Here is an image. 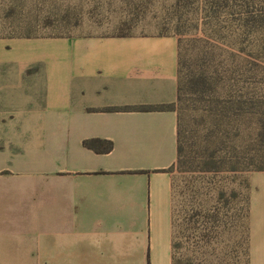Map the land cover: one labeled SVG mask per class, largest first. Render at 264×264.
<instances>
[{"label":"crops","instance_id":"0c3cea01","mask_svg":"<svg viewBox=\"0 0 264 264\" xmlns=\"http://www.w3.org/2000/svg\"><path fill=\"white\" fill-rule=\"evenodd\" d=\"M178 66L173 35L0 34V264H171L177 113L104 110L174 104ZM248 181L264 264V172Z\"/></svg>","mask_w":264,"mask_h":264},{"label":"rangeland","instance_id":"374dc122","mask_svg":"<svg viewBox=\"0 0 264 264\" xmlns=\"http://www.w3.org/2000/svg\"><path fill=\"white\" fill-rule=\"evenodd\" d=\"M263 7L264 0H0V34L16 39L173 35L179 78L203 75L211 87L203 95L197 87L185 102L174 105L188 152L194 155L215 133L211 114L216 97L234 94L246 78L244 58L253 74L252 61L264 51L263 34L242 23ZM260 61L264 63V55ZM242 231L234 258L225 257L223 264H246Z\"/></svg>","mask_w":264,"mask_h":264},{"label":"trees","instance_id":"16d2710c","mask_svg":"<svg viewBox=\"0 0 264 264\" xmlns=\"http://www.w3.org/2000/svg\"><path fill=\"white\" fill-rule=\"evenodd\" d=\"M264 7L242 20L250 32L264 39ZM128 36V35H117ZM264 51L241 65L246 78L234 94L216 97L212 109L213 132L194 155L188 152L185 132L177 114V157L161 172L171 175V264H223L234 258L237 233L242 229L246 264L248 253L249 174L264 172ZM175 103H183L192 90L203 95L211 89L206 76L179 78ZM174 104L104 111H175ZM83 146L97 154L111 152L109 141L88 140ZM234 236V237H233ZM224 238L221 240V238ZM149 264V263H148Z\"/></svg>","mask_w":264,"mask_h":264}]
</instances>
